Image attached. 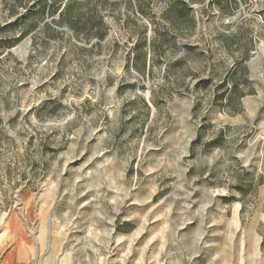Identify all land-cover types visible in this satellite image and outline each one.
<instances>
[{
  "label": "rangeland",
  "instance_id": "374dc122",
  "mask_svg": "<svg viewBox=\"0 0 264 264\" xmlns=\"http://www.w3.org/2000/svg\"><path fill=\"white\" fill-rule=\"evenodd\" d=\"M57 1L0 0V264H264V0Z\"/></svg>",
  "mask_w": 264,
  "mask_h": 264
},
{
  "label": "trees",
  "instance_id": "16d2710c",
  "mask_svg": "<svg viewBox=\"0 0 264 264\" xmlns=\"http://www.w3.org/2000/svg\"><path fill=\"white\" fill-rule=\"evenodd\" d=\"M62 1L56 2V0H38V3L33 7V9L28 13L26 18L22 21V27L25 29V34L38 33L39 34H51L53 36H58L59 30L53 27L50 23L46 21L48 17L55 14L58 10V4ZM69 10V4L65 7L63 14ZM64 16V15H63ZM98 29L100 31V37L102 36L103 24L101 19L97 20ZM38 30V31H37ZM43 40V39H42ZM19 42V41H17ZM143 41L139 43L138 48L141 47Z\"/></svg>",
  "mask_w": 264,
  "mask_h": 264
},
{
  "label": "bare ground",
  "instance_id": "6f19581e",
  "mask_svg": "<svg viewBox=\"0 0 264 264\" xmlns=\"http://www.w3.org/2000/svg\"><path fill=\"white\" fill-rule=\"evenodd\" d=\"M8 262H10V259H9V261Z\"/></svg>",
  "mask_w": 264,
  "mask_h": 264
},
{
  "label": "water",
  "instance_id": "95a60500",
  "mask_svg": "<svg viewBox=\"0 0 264 264\" xmlns=\"http://www.w3.org/2000/svg\"><path fill=\"white\" fill-rule=\"evenodd\" d=\"M38 31V30H37Z\"/></svg>",
  "mask_w": 264,
  "mask_h": 264
}]
</instances>
